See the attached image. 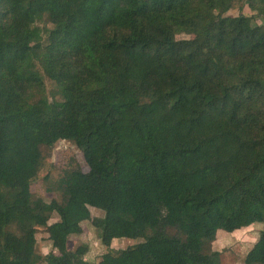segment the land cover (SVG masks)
Segmentation results:
<instances>
[{
  "label": "trees",
  "instance_id": "16d2710c",
  "mask_svg": "<svg viewBox=\"0 0 264 264\" xmlns=\"http://www.w3.org/2000/svg\"><path fill=\"white\" fill-rule=\"evenodd\" d=\"M234 1L0 0V264H92L68 247L91 219L98 264H219V230L264 224V26L224 16ZM61 140L89 170L34 198ZM41 227L58 253L37 252ZM244 264H264V227Z\"/></svg>",
  "mask_w": 264,
  "mask_h": 264
},
{
  "label": "rangeland",
  "instance_id": "374dc122",
  "mask_svg": "<svg viewBox=\"0 0 264 264\" xmlns=\"http://www.w3.org/2000/svg\"><path fill=\"white\" fill-rule=\"evenodd\" d=\"M248 3L246 0H235L230 9L225 12L224 16H238L244 14L249 16L253 26H264V17H262L257 8V4ZM192 11L196 13L202 9L200 4L191 7ZM217 13V12H215ZM41 25V23H40ZM47 27H52V23H47ZM174 37L177 40L194 37L195 33H190L179 26L174 31ZM45 83L47 94L52 99V94L56 90L55 82L45 75ZM80 166L84 171H88L89 167L85 161L83 152L76 144L69 140H61L57 142L51 149L45 151V158L39 169L38 176L32 181L31 188L34 198H43L46 201L53 199L62 200L61 193L56 191L57 181L64 175V171L70 167ZM92 218L103 216L102 210L95 207H90ZM60 220V216L55 212L51 216L48 224H52ZM92 220V219H91ZM91 220H86L82 223L83 232L80 235H73L69 239L68 247L71 251H75L80 245L87 244L88 252L85 254V259L92 264H98L102 255L110 250L105 246L98 236V230L94 227ZM264 224L257 222L248 227L237 229L233 232L219 230L216 235V240L209 242L205 246V253L210 254L213 251H221L219 264H244V258L254 244L258 241ZM147 233H151L152 229L147 228ZM37 237V252L40 254H48L53 249L52 241L49 238V233L46 227L38 229ZM143 238L130 239L121 238L115 239L111 248L114 250L134 246Z\"/></svg>",
  "mask_w": 264,
  "mask_h": 264
}]
</instances>
